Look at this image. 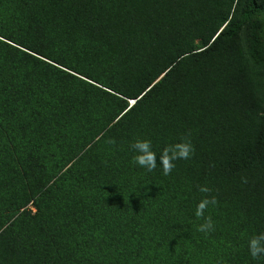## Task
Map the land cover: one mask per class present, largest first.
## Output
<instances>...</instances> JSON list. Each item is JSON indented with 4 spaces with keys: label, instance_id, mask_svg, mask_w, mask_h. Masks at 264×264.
I'll list each match as a JSON object with an SVG mask.
<instances>
[{
    "label": "trees",
    "instance_id": "trees-1",
    "mask_svg": "<svg viewBox=\"0 0 264 264\" xmlns=\"http://www.w3.org/2000/svg\"><path fill=\"white\" fill-rule=\"evenodd\" d=\"M261 233L264 0H0V264H264Z\"/></svg>",
    "mask_w": 264,
    "mask_h": 264
},
{
    "label": "clouds",
    "instance_id": "clouds-1",
    "mask_svg": "<svg viewBox=\"0 0 264 264\" xmlns=\"http://www.w3.org/2000/svg\"><path fill=\"white\" fill-rule=\"evenodd\" d=\"M130 147L134 153L132 160L136 166L145 169L148 172H152L157 168V162L159 159L162 174L165 176L172 172L177 160L188 159L193 151L192 145L186 140H181L178 143L166 146L160 151L159 157H157V153L154 151L150 140L136 139ZM199 191L207 194L211 190L207 186H200ZM215 204L216 199L214 197L209 198L205 196V198L201 199L196 205L195 216L197 218L204 217L205 210L208 206ZM213 227L211 217H205L204 223L198 225L197 230L207 233L211 231ZM248 248L252 259L256 260L264 257V233L252 237L249 241Z\"/></svg>",
    "mask_w": 264,
    "mask_h": 264
},
{
    "label": "water",
    "instance_id": "water-1",
    "mask_svg": "<svg viewBox=\"0 0 264 264\" xmlns=\"http://www.w3.org/2000/svg\"><path fill=\"white\" fill-rule=\"evenodd\" d=\"M134 102H132V104H133Z\"/></svg>",
    "mask_w": 264,
    "mask_h": 264
}]
</instances>
